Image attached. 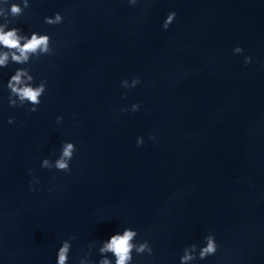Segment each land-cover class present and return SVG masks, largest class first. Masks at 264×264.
I'll list each match as a JSON object with an SVG mask.
<instances>
[{"label":"clouds","instance_id":"clouds-1","mask_svg":"<svg viewBox=\"0 0 264 264\" xmlns=\"http://www.w3.org/2000/svg\"><path fill=\"white\" fill-rule=\"evenodd\" d=\"M130 4L135 5L137 0H128ZM2 4H8V0H0ZM23 7L18 3H12L10 8L6 12L3 8H0V17L4 22L0 23V67H7L9 61L15 64H26L33 56L39 57L42 55L50 54L52 48L50 47L51 40L46 34H39L32 32L30 37L21 34V29L8 27L10 21L8 19L9 14L12 17H18L23 14L25 8L29 7V0H22ZM176 13L170 12L164 23L163 28L167 29L169 25L175 19ZM63 17L57 12L52 17H45L44 22L49 25H58L62 23ZM7 29V30H6ZM242 49L237 47L235 51L240 52ZM251 57L245 58V63H250ZM33 76L29 74L27 68H17L15 73L11 75L7 82V88L10 90L8 97L9 105L12 107L24 106L25 103L32 105L28 109V112L34 113L38 111V106L41 103V96L46 91V82L41 81L38 86H33ZM140 83L138 78L132 80L131 87H135ZM121 86L124 88H131L127 85V81H122ZM139 104L132 105V111L135 112L139 109ZM127 110V109H125ZM62 121V117H57V123ZM14 119L9 117L8 123H14ZM155 139V137H151ZM143 144V139L137 138V146ZM76 151L75 145L72 142H64L62 144L59 158L54 161H50L48 158L42 160L41 167L43 168H55L59 171L68 172L70 170V161L73 158V154ZM31 171V170H30ZM38 182V181H37ZM138 233L131 229L125 228L122 233H116L112 235L108 240L102 242V246L99 248L101 259L98 264H113V261L106 257V253H111L115 258L114 264H131L135 251L137 254H143L147 252L152 254L153 249L145 240L142 243H133ZM72 239H75L73 237ZM205 245L199 249V259L203 260L208 256L214 255L217 252L218 245L215 237L209 234L205 237ZM71 244L69 240L62 242L57 252L56 264H67L68 256L70 252ZM90 248V246H89ZM197 251V245L192 244L184 249V254L180 257V264H189V262L197 259V255H194ZM79 264H85V260L81 258ZM89 264V262H88Z\"/></svg>","mask_w":264,"mask_h":264}]
</instances>
